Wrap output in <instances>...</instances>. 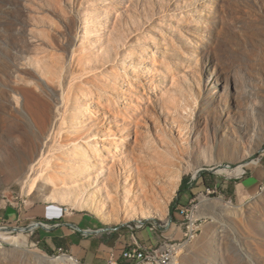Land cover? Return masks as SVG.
I'll list each match as a JSON object with an SVG mask.
<instances>
[{"label":"rangeland","instance_id":"374dc122","mask_svg":"<svg viewBox=\"0 0 264 264\" xmlns=\"http://www.w3.org/2000/svg\"><path fill=\"white\" fill-rule=\"evenodd\" d=\"M247 126L264 130V0H0V207L143 224L168 264H264ZM36 223L0 225V264H29L17 241L64 256Z\"/></svg>","mask_w":264,"mask_h":264},{"label":"crops","instance_id":"0c3cea01","mask_svg":"<svg viewBox=\"0 0 264 264\" xmlns=\"http://www.w3.org/2000/svg\"><path fill=\"white\" fill-rule=\"evenodd\" d=\"M264 182V169H253L241 183L247 191H253ZM43 223L38 227L37 243L49 253L65 250L82 264H109L111 258L122 262V252L128 245L155 248L160 242L152 229H135L129 226L105 227L93 217L65 214L57 205L15 210L0 207V225L16 224L23 220ZM33 223V222H32Z\"/></svg>","mask_w":264,"mask_h":264},{"label":"bare ground","instance_id":"6f19581e","mask_svg":"<svg viewBox=\"0 0 264 264\" xmlns=\"http://www.w3.org/2000/svg\"><path fill=\"white\" fill-rule=\"evenodd\" d=\"M175 119V117H174ZM179 131H183V132H187V127H182V130L178 129ZM245 138L247 139V142H249L250 144L256 142V138H258L260 140V144L257 148V151L260 150L263 146V142H264V130L258 126L255 127V131H253L252 126H247L246 127V131L244 132ZM97 140V139H96ZM212 146V145H211ZM248 148H252L254 147V145H248ZM215 150V147H213V151ZM253 154H251L252 156ZM36 159H34L33 161L31 160H25V161H21L22 164L20 167L21 172L24 173L26 167L28 168L30 167L29 173H34L36 171L37 165L35 164ZM223 163V162H222ZM199 171V170H198ZM223 171V170H222ZM223 172H228L226 170H224ZM231 172V171H230ZM229 172V173H230ZM234 172L236 173V175H241L243 173H245V169L243 168V165H240L238 168H236L234 170ZM222 173V172H221ZM98 185V183H96ZM99 189V185L96 187ZM148 214V213H147ZM143 215L141 217H137L139 218H151V215ZM34 228V227H33ZM9 232H5V231H0V236L1 237H9L8 236ZM17 236H14V241L16 242V238ZM18 255H20L26 262H28L29 264H50L52 261H56V260H61L63 262H66V260H73L76 263H79L75 258H71L70 256H61V257H49L47 254L40 252V251H32L28 248V245L24 242H19L17 241L15 244V248L13 249ZM150 251H157V249L153 248L150 249ZM68 258V259H67ZM135 264H157L156 260L154 258H147V257H140V258H136L135 260Z\"/></svg>","mask_w":264,"mask_h":264},{"label":"built area","instance_id":"2783aa9c","mask_svg":"<svg viewBox=\"0 0 264 264\" xmlns=\"http://www.w3.org/2000/svg\"><path fill=\"white\" fill-rule=\"evenodd\" d=\"M192 212L190 209H182L181 215L183 217H188V214ZM5 228V227H4ZM132 230L135 229H142L143 224H139L136 227H129ZM61 255L70 256L71 258H75L68 252H66L63 249H60ZM173 252L171 251V246H160V248H157V251H150V248L141 247L138 243H134L132 245H128L124 251L122 252V262H125L126 264H135L136 258L140 257H147V258H154L157 262V264H168L170 262ZM78 262L79 260L75 258ZM109 264H118V262L113 261L111 258V261Z\"/></svg>","mask_w":264,"mask_h":264},{"label":"water","instance_id":"95a60500","mask_svg":"<svg viewBox=\"0 0 264 264\" xmlns=\"http://www.w3.org/2000/svg\"><path fill=\"white\" fill-rule=\"evenodd\" d=\"M43 225H44L43 223L32 224V225L29 227V229H32L33 227H34V228H38V227L43 226Z\"/></svg>","mask_w":264,"mask_h":264},{"label":"trees","instance_id":"16d2710c","mask_svg":"<svg viewBox=\"0 0 264 264\" xmlns=\"http://www.w3.org/2000/svg\"><path fill=\"white\" fill-rule=\"evenodd\" d=\"M180 192H181V191H180ZM175 206H176V203L172 205V209H174V208H175Z\"/></svg>","mask_w":264,"mask_h":264}]
</instances>
